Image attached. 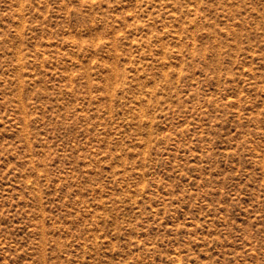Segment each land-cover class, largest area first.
I'll return each mask as SVG.
<instances>
[{"label": "rangeland", "instance_id": "374dc122", "mask_svg": "<svg viewBox=\"0 0 264 264\" xmlns=\"http://www.w3.org/2000/svg\"><path fill=\"white\" fill-rule=\"evenodd\" d=\"M0 264H264V0H0Z\"/></svg>", "mask_w": 264, "mask_h": 264}]
</instances>
